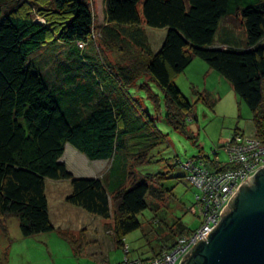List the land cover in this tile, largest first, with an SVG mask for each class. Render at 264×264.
Wrapping results in <instances>:
<instances>
[{
    "label": "trees",
    "instance_id": "obj_1",
    "mask_svg": "<svg viewBox=\"0 0 264 264\" xmlns=\"http://www.w3.org/2000/svg\"><path fill=\"white\" fill-rule=\"evenodd\" d=\"M96 1L94 12L90 0H0V229L7 235V220L15 216L23 236L56 230L75 252L79 241L50 218L47 180L68 179L67 202L111 217L113 239L122 248L126 234L140 226L138 214L148 208L147 197L159 194L145 179L135 178V166L147 160L153 134L160 132L148 112L138 109L137 97H142L136 90L145 89L155 108L160 103L140 78L157 84L166 118L186 131L193 105L175 77L194 58L203 59L248 106L254 135L264 142V0ZM38 14L44 22L35 19ZM234 14L240 16L245 46L215 45L221 20ZM148 26L167 29L156 51ZM96 27L106 47H135L129 63L112 69L85 51ZM57 43L69 45V51L58 61L62 76L49 82L30 55ZM67 143L91 160H110L107 172L74 176L61 160ZM204 158L212 169L226 168L220 160ZM182 231H173L170 242L139 259L172 248ZM129 252L130 247L124 255Z\"/></svg>",
    "mask_w": 264,
    "mask_h": 264
},
{
    "label": "rangeland",
    "instance_id": "obj_2",
    "mask_svg": "<svg viewBox=\"0 0 264 264\" xmlns=\"http://www.w3.org/2000/svg\"><path fill=\"white\" fill-rule=\"evenodd\" d=\"M95 2L97 1L90 0L94 12H96ZM239 17L234 14L222 20L216 32L215 41L224 34L223 31L228 23L238 26L235 30L243 36L244 29ZM35 19L45 21L40 14ZM146 30L152 49L158 50L167 29L148 26ZM91 36V42H88L85 51L98 58L99 61H108L112 69H115L118 62L129 63V56L137 51L133 46L129 49V46L124 43L111 48L106 47L99 39L97 27L94 28ZM68 51L69 45L67 44H47L34 51L30 59L41 68L43 74L51 82L55 80L56 75L62 76L57 71L58 61ZM139 81L147 82L149 90L160 97L159 109H157L145 89L134 92L142 97L141 100L137 97L141 104L139 108L136 103L138 109L144 113L148 112L160 132L153 134L155 136L150 141L152 145L146 151L147 160L135 166L137 176L135 178L145 179L147 183L156 188L159 194L147 197L148 208L138 214L140 226L126 234L125 242L130 247V257L147 258L151 257L161 244L172 240L173 231L179 232L182 229L183 234H188L200 224V218L194 210H191L195 201V189L187 181L186 171L180 163L199 155H207L210 159L217 157L225 163L228 161V154L223 145L233 129L238 127L245 131L246 135L254 133V129L252 114L248 106L239 99L226 78L210 68L207 62L199 57L194 58L184 71L175 77V82L182 94L193 105L192 118L189 120L187 118L185 122L188 131L175 128L166 118L164 95L157 84L148 76L140 78ZM61 160L66 162L69 171L76 177L101 176L110 166V160H91L70 143L65 145ZM48 183L47 191L53 210V203L56 202L55 198L58 194L52 191L53 181L48 180ZM58 185L62 193L67 192L71 187L68 179H61ZM71 207L75 206L71 205ZM85 213L86 218L92 217L91 213L86 211ZM72 219H75L71 222L76 233L74 236H79L82 230L87 238L95 237L96 231L92 229L93 227L90 229L82 227L87 222L85 218L75 214ZM102 223L105 224L104 229L110 228L112 218L103 219ZM7 226V235L0 229V264H78L77 260L72 261L66 257L67 251L64 249L66 247L64 244L66 245L67 242L56 232H49L54 235L53 239L50 234L47 236L52 239L50 247L45 243V237H39L37 234L23 236L20 232L19 220L15 216L7 220ZM117 252L124 256L123 248H119ZM110 254L114 258L116 252L111 250Z\"/></svg>",
    "mask_w": 264,
    "mask_h": 264
},
{
    "label": "built area",
    "instance_id": "obj_3",
    "mask_svg": "<svg viewBox=\"0 0 264 264\" xmlns=\"http://www.w3.org/2000/svg\"><path fill=\"white\" fill-rule=\"evenodd\" d=\"M223 146L228 154L225 169H212L202 155L183 163L188 170L186 178L195 188L191 210L200 218L199 226L188 234H179L175 245L157 257L139 259L125 254L119 264H179L186 251L213 229L238 186L264 166V142L254 134L231 133ZM215 160L219 161L217 157ZM123 249L128 251L129 245Z\"/></svg>",
    "mask_w": 264,
    "mask_h": 264
},
{
    "label": "water",
    "instance_id": "obj_4",
    "mask_svg": "<svg viewBox=\"0 0 264 264\" xmlns=\"http://www.w3.org/2000/svg\"><path fill=\"white\" fill-rule=\"evenodd\" d=\"M220 214L179 264H264V166L238 186Z\"/></svg>",
    "mask_w": 264,
    "mask_h": 264
},
{
    "label": "crops",
    "instance_id": "obj_5",
    "mask_svg": "<svg viewBox=\"0 0 264 264\" xmlns=\"http://www.w3.org/2000/svg\"><path fill=\"white\" fill-rule=\"evenodd\" d=\"M225 18H223L222 20H224ZM234 18L236 19V16ZM236 27L238 26L228 23L225 26V29L223 31L224 34L219 38V40L215 41V45H220L223 47L225 45L226 46L234 45L238 47H244L246 44L245 38H244L245 33L243 36L238 34L235 30ZM235 129L245 133V131L241 130L238 127H235L233 131ZM251 134H254V133H251ZM52 181H53L52 191H56L58 196H56L55 198L56 202L53 203V206H54L53 208L54 214H53L52 204L50 203V198H49L48 191H47L48 184H49L47 180L46 181V194H47L48 203H49L50 218L56 227H60L61 229L65 230L69 236L79 241V244H78L79 251L75 252L73 244L68 239L64 238L56 230L50 231V232H56V234L59 237L63 238L67 242L66 245L64 244V246H66L64 247V249L67 251L66 257L70 258L72 261L77 260L78 264H119V262L122 260L123 255L122 253L117 252V250L119 248L122 249V247L115 243V240L113 239L112 229L103 228L105 224L102 223V220L105 218L99 215H96V214H91L92 217L86 218L85 217L86 210L66 201V196L70 193L71 187L68 188L67 192L62 193L59 191V185H58L60 184L61 180H52ZM68 204H71L72 206H75V207H71V205H68ZM75 214L79 215L81 218L82 217L85 218V220L87 221L85 222V224L82 225V227L84 228L86 227L85 229H90V227H93L92 229L96 231V235L94 238H87L86 234L82 232V230L79 236L78 235L74 236L75 232H74V228L71 222L75 221V219H72L74 218ZM68 220L70 221L68 222ZM89 223L91 224L88 225ZM103 232L106 233V235ZM49 234L50 236H52L51 238L53 239L54 235H52L49 232L38 233L37 236L42 237V238L45 237V243L51 247L50 243L52 239L50 237H47L49 236ZM111 250H113V252L114 251L116 252V255L114 258L111 257V254H110Z\"/></svg>",
    "mask_w": 264,
    "mask_h": 264
}]
</instances>
